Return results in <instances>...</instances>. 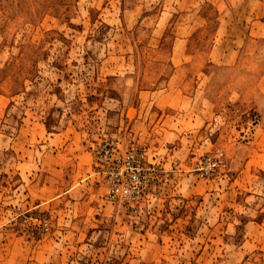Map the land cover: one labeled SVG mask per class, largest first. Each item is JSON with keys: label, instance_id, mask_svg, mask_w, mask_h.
<instances>
[{"label": "rangeland", "instance_id": "374dc122", "mask_svg": "<svg viewBox=\"0 0 264 264\" xmlns=\"http://www.w3.org/2000/svg\"><path fill=\"white\" fill-rule=\"evenodd\" d=\"M254 17L264 0H0V264H264V115L203 106L202 89L205 123L153 104L188 74L215 99L252 80ZM229 46L243 51L231 68ZM131 147L138 193L111 201L102 170Z\"/></svg>", "mask_w": 264, "mask_h": 264}, {"label": "crops", "instance_id": "0c3cea01", "mask_svg": "<svg viewBox=\"0 0 264 264\" xmlns=\"http://www.w3.org/2000/svg\"><path fill=\"white\" fill-rule=\"evenodd\" d=\"M209 1V0H208ZM183 20V21H182ZM180 20V18H176L174 20V24H177L178 26H191L192 22L188 21L185 22L184 19ZM252 23H261L264 24V20L259 18H253L251 20ZM260 39V37H258ZM243 51L239 50V48L233 50L232 46H229L225 50L221 52L220 55V63L227 66L232 67L235 64H238L239 59L243 56ZM191 56V53L188 54ZM172 58L180 57L182 54L176 50L172 51ZM226 67V68H227ZM230 67V68H231ZM225 68V69H226ZM228 69V68H227ZM226 69V70H227ZM235 69V68H233ZM177 71V68L175 69ZM228 71V70H227ZM237 71V69H236ZM238 72V71H237ZM245 74V73H244ZM247 77L248 74H245ZM176 77V75H175ZM252 80H245V81H237L233 84H223L219 88V93L215 97H212L211 89L212 86L206 85V83H203V85L199 84L197 81H194V75L188 74L187 75V81H189V85H183L181 83L179 84H170L169 82L165 85H163L162 88L154 90V94H156V98L153 101L154 106L158 107L162 110V117H164L165 120L167 118H171V122H174L173 120L178 117H182L185 119V117L189 116L191 117L192 121H198L199 119L202 121V123H205L206 116L205 112H208L209 115L212 112H209L205 109H196V94L197 91L200 89L203 90V95L205 100H203V106H215L218 102H221L222 100L226 103H229L230 101L240 100L245 101L251 105H257L258 110L262 115H264V66L257 67L254 71L251 73ZM246 78V77H245ZM209 91V92H208ZM235 91V94L233 93ZM208 93V94H207ZM169 97V99H168ZM214 100V101H213ZM216 104H213V103ZM207 103V105H206ZM181 108H186L187 111H181ZM191 108H194L196 110H191ZM160 117L161 119H163ZM163 119V122H165ZM261 121H259V127H261ZM166 128L170 127H164V132L168 133L167 131H170L171 133L176 134L177 131H173L171 129ZM264 128V126H262ZM162 131V132H163ZM258 136H260V141L264 140V131L257 130ZM262 133V135H261ZM177 135V134H176Z\"/></svg>", "mask_w": 264, "mask_h": 264}, {"label": "built area", "instance_id": "2783aa9c", "mask_svg": "<svg viewBox=\"0 0 264 264\" xmlns=\"http://www.w3.org/2000/svg\"><path fill=\"white\" fill-rule=\"evenodd\" d=\"M114 151V149H112ZM145 150H137L131 147L119 160L116 156L107 159V168L103 169L105 183L108 185V199L114 201L121 198L122 200H134L138 193L137 187L142 176L139 172L141 167V157ZM221 162V153L216 151L207 154L195 161L194 168L200 172V175L208 174L219 166ZM150 168V166H148ZM134 208V206H132Z\"/></svg>", "mask_w": 264, "mask_h": 264}]
</instances>
